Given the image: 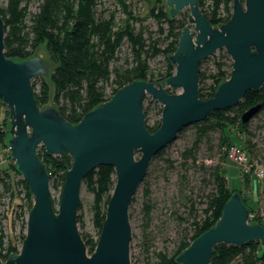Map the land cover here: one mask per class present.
<instances>
[{"label": "water", "instance_id": "obj_1", "mask_svg": "<svg viewBox=\"0 0 264 264\" xmlns=\"http://www.w3.org/2000/svg\"><path fill=\"white\" fill-rule=\"evenodd\" d=\"M172 16L189 8L177 49L169 56L175 72L165 82L136 79L73 123L53 104L40 106L33 88L35 76L47 75L49 62L37 51L15 59L5 53V22L0 13V100L9 109L8 147L12 161L27 182L33 204L26 235L18 252L0 264H134L129 208L146 176L151 159L188 125L212 111L232 107L249 90L264 86V0H234L230 18L214 25L199 0H166ZM225 49L233 61L230 76L209 98L200 97V62ZM171 89V91L168 90ZM163 106L160 126L146 125L148 97ZM262 103L241 115L246 125ZM68 153L72 165L65 175L58 206L51 194V174L38 153ZM137 154H140L137 156ZM102 164L114 166L116 183L95 249L89 252L78 224L83 178ZM264 244V225L251 221V209L238 191L226 201L222 215L176 258L179 264H209L217 244Z\"/></svg>", "mask_w": 264, "mask_h": 264}, {"label": "trees", "instance_id": "obj_2", "mask_svg": "<svg viewBox=\"0 0 264 264\" xmlns=\"http://www.w3.org/2000/svg\"><path fill=\"white\" fill-rule=\"evenodd\" d=\"M33 0H8L6 6L0 5V13L5 22V53L15 59L32 57L37 48L44 44L54 58L56 65L50 69V80L54 85L51 97L50 86L43 76L33 78L35 96L40 106L47 105L51 100L69 121L76 123L82 116L101 102L109 99L118 88L136 79L165 82L166 78L175 72V66L169 56L177 49L181 32L187 25L186 16H172L166 0H154L148 15L140 16L129 8L126 0H118L124 10L120 18L115 12L107 17L97 16L98 0H37L38 9L33 11L29 5ZM200 6L209 20L218 25L228 20L232 14L234 0H199ZM152 16L159 23V34L165 41L162 47L158 38L144 28V20ZM124 41H127L130 52L124 63H118L117 51ZM214 61V67L207 70L200 62V87L202 98L213 96L218 84L227 79L232 71L233 61L224 49ZM160 53L166 56L165 65L157 70L152 69L150 59ZM42 79L37 88L36 79ZM207 79L211 81L207 84ZM111 86L108 95L107 87ZM171 91L170 88H168ZM148 104L144 106L146 115L151 110L162 114L163 106L150 96ZM1 101V100H0ZM262 103L264 109V86L258 90H249L238 104L220 110L212 111L205 119L193 123L195 127L194 139L190 146L182 152V163L185 167L196 165L204 171V181L210 185V190L204 196V205L199 211L193 198L185 194L189 205L190 217L188 230L178 239L175 250L161 249L155 253V261L150 264H179L177 256L188 247L200 234L212 227L222 215L226 201L237 191L229 185L228 177L222 172V163L227 160V147L233 145L227 131L237 127L244 133V148L248 150L252 159L255 143L250 140L249 122L241 123L242 113L252 105ZM259 110V111H260ZM258 111V112H259ZM257 112V113H258ZM256 113V114H257ZM255 114V115H256ZM161 123L159 118L151 124L146 121L150 131H155ZM10 122H0V144L8 143ZM186 129L183 128L182 131ZM221 131L219 143L214 142L213 132ZM208 146L207 157L213 158L219 147L222 154L219 161L207 164L205 159H199L202 145ZM234 145H237L236 143ZM216 146V149H215ZM165 148L156 155H162ZM42 160L48 165L51 175V186L64 187L65 175L72 165V158L68 153L63 156L48 155L43 145L38 149ZM170 165H173V162ZM262 161V160H261ZM15 175L7 169L0 172V202L5 203L4 197L10 194V211L12 213L11 230L15 232L16 224L20 225L15 239L6 232L8 215L6 210L0 209V258L6 259L11 253L18 252L26 235L27 213L33 200L27 182L17 178L21 174L16 164H13ZM250 174L242 175V182L250 187ZM256 179L257 177L254 176ZM186 185V176L182 180ZM203 181V182H204ZM93 193L91 202L92 221L96 231L93 235L87 230L81 231L89 252H92L98 242L99 235L106 217L107 205L116 183L114 166L102 164L91 170L82 184ZM205 183V182H204ZM241 194L243 189L238 190ZM22 197L16 204L15 196ZM146 196H149L146 189ZM61 197V196H60ZM247 204V196L242 194ZM60 200V199H59ZM54 202V200H53ZM191 202V204H190ZM55 204V202H54ZM150 202L145 203V213L151 212ZM81 207V206H80ZM249 207V206H248ZM251 211L253 208H251ZM257 212L252 222L264 225L263 216ZM188 219V218H187ZM186 218L183 220H187ZM78 224L85 228V223L78 214ZM136 264V263H134ZM209 264H264V244L260 240H253L242 246L220 243L217 244Z\"/></svg>", "mask_w": 264, "mask_h": 264}, {"label": "rangeland", "instance_id": "obj_3", "mask_svg": "<svg viewBox=\"0 0 264 264\" xmlns=\"http://www.w3.org/2000/svg\"><path fill=\"white\" fill-rule=\"evenodd\" d=\"M8 0H0V5L6 6ZM129 8L133 10L140 16L148 15L150 8L154 5V0H126ZM39 2L33 0L29 5V8L33 11L38 9ZM97 16L107 17L111 12H115L118 17L124 15L123 8L119 5L118 0H98V5L96 6ZM189 8H184L177 14L178 17L186 16L187 24L193 26L192 23L188 21ZM159 23L152 17L148 16L144 20V28L147 32H151L154 38H158L160 45L165 46V41L163 37L159 34ZM38 49V48H37ZM223 49V48H222ZM221 50V49H220ZM225 50V49H224ZM226 51V50H225ZM130 52V47L127 41H124L121 47L117 51L118 63H124L126 57ZM37 53L46 59L50 64V69L55 67L56 62L46 45L42 44L41 48ZM228 54V53H227ZM220 55L218 50L215 54L209 56L204 60L203 67L210 70L214 67V61ZM166 56L160 53L156 58L150 59V64L152 69L157 70L165 65ZM232 60V59H231ZM43 78L48 82L47 75ZM50 78V76H49ZM207 79V84L210 82ZM37 88L40 86L42 79H36ZM51 82V80H50ZM52 83V82H51ZM50 94L52 92L51 85ZM54 89V85L52 83ZM112 87H107L108 95L111 94ZM53 94V93H52ZM51 94V97H52ZM51 104V101L47 103ZM148 104V99L145 100L144 106ZM161 115L156 110H151L146 115V121L148 123H155ZM9 109L8 107L0 101V122H9ZM250 140L255 143L253 148L254 158L259 161L264 159V109L260 110L249 123ZM195 127L194 124L188 125L184 131H180L175 140L165 147V152L162 155H155L149 164L146 176L139 185L133 200L130 204L129 215L130 222L132 226V241H131V258L133 263L136 264H150L155 261V253L158 250L165 249L169 250L171 253L175 250L178 239L183 235L190 227V222L193 220L190 217V212L188 211L190 206L189 202L186 203L185 194L193 198L195 206L200 211L204 205V196L210 190V185L204 181V171L197 167L196 165H191L190 167H185L182 163L183 159L181 157V152L191 145L194 139ZM230 135L232 143L235 142L238 146L244 147V133L237 127L230 128L227 131ZM221 136V131L218 129L213 132V138L215 143H219ZM234 143V144H235ZM208 146L206 144L202 145L201 151L199 153V159H205L207 164H214L219 161V156L222 154L219 147L216 149V156L213 158L207 157ZM140 154H137L139 156ZM170 160L173 165H170ZM222 163V172L228 175L229 185L231 188L238 190L243 189L242 194L247 196V204L249 208H253L251 211V221L255 214L263 216L262 220L264 222V178L256 179L254 176H250L251 185L250 187L244 186L242 182V172L241 169L229 158ZM15 164L10 156V151L7 143L0 144V172L2 169H9L12 175H15V170L13 168ZM251 175V174H250ZM186 176V185H183V179ZM22 177L21 174L17 175V178ZM205 183H204V182ZM146 189H148L149 196H146ZM239 192V191H238ZM51 194L53 200L58 206L59 199L61 196L60 188H53L51 186ZM5 203L0 202V209L6 210L8 215L7 229L6 232L15 239V233L18 234L20 230V225L16 224L15 232L11 230L12 213L10 211L11 198L10 194L5 195ZM22 197L15 196L13 203L16 204ZM93 199V193L87 189V186L83 183L81 186V207L78 214L81 216L85 223V228L80 227V231L87 230L93 235H96V231L92 221V209L91 202ZM150 202L151 212L149 215L145 213V203ZM191 204V202H190ZM187 220H183V219Z\"/></svg>", "mask_w": 264, "mask_h": 264}, {"label": "built area", "instance_id": "obj_4", "mask_svg": "<svg viewBox=\"0 0 264 264\" xmlns=\"http://www.w3.org/2000/svg\"><path fill=\"white\" fill-rule=\"evenodd\" d=\"M227 151L229 159L241 169L242 175L252 174L257 179L264 178V159L262 161L252 159L247 149L234 144L227 147ZM49 173L52 175L50 171Z\"/></svg>", "mask_w": 264, "mask_h": 264}, {"label": "crops", "instance_id": "obj_5", "mask_svg": "<svg viewBox=\"0 0 264 264\" xmlns=\"http://www.w3.org/2000/svg\"><path fill=\"white\" fill-rule=\"evenodd\" d=\"M227 177H228V175H227ZM228 179H229V177H228Z\"/></svg>", "mask_w": 264, "mask_h": 264}, {"label": "flooded vegetation", "instance_id": "obj_6", "mask_svg": "<svg viewBox=\"0 0 264 264\" xmlns=\"http://www.w3.org/2000/svg\"><path fill=\"white\" fill-rule=\"evenodd\" d=\"M244 1V0H243Z\"/></svg>", "mask_w": 264, "mask_h": 264}]
</instances>
